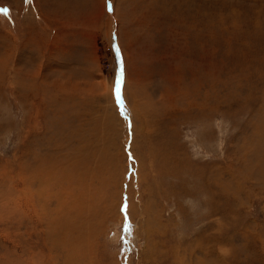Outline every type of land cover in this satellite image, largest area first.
Listing matches in <instances>:
<instances>
[{
  "label": "rangeland",
  "instance_id": "rangeland-1",
  "mask_svg": "<svg viewBox=\"0 0 264 264\" xmlns=\"http://www.w3.org/2000/svg\"><path fill=\"white\" fill-rule=\"evenodd\" d=\"M0 9V264H264V0Z\"/></svg>",
  "mask_w": 264,
  "mask_h": 264
},
{
  "label": "snow or ice",
  "instance_id": "snow-or-ice-1",
  "mask_svg": "<svg viewBox=\"0 0 264 264\" xmlns=\"http://www.w3.org/2000/svg\"><path fill=\"white\" fill-rule=\"evenodd\" d=\"M5 15L7 14L8 10L7 9H0ZM115 49V46H114ZM117 52V63H118V68L116 72V85H115V95H116V100L117 103L120 102V90H121V78H122V68L119 67V49H115ZM123 211V209H122ZM125 230H127V217H125Z\"/></svg>",
  "mask_w": 264,
  "mask_h": 264
},
{
  "label": "bare ground",
  "instance_id": "bare-ground-1",
  "mask_svg": "<svg viewBox=\"0 0 264 264\" xmlns=\"http://www.w3.org/2000/svg\"><path fill=\"white\" fill-rule=\"evenodd\" d=\"M23 166V165H22ZM27 167V166H26ZM32 167H33V165H32ZM23 171H26V174H24L23 176H25L26 175V177H28L27 175H34V173L33 172H35L36 170H34V171H31L29 168H22V172ZM196 171V170H195ZM41 172V171H40ZM197 173V172H196ZM19 175V174H18ZM17 176V175H16ZM22 176V175H21ZM20 176V177H21ZM22 176V177H23ZM25 178V177H24ZM36 179V178H35ZM22 180H24L23 178H22ZM27 180H29V178H27ZM30 180H31V177H30ZM24 182V181H23Z\"/></svg>",
  "mask_w": 264,
  "mask_h": 264
}]
</instances>
